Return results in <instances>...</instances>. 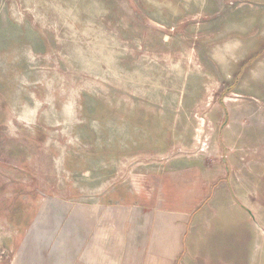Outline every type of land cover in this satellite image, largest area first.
<instances>
[{"label": "rangeland", "instance_id": "rangeland-1", "mask_svg": "<svg viewBox=\"0 0 264 264\" xmlns=\"http://www.w3.org/2000/svg\"><path fill=\"white\" fill-rule=\"evenodd\" d=\"M263 137L264 0H0V264H93L88 203Z\"/></svg>", "mask_w": 264, "mask_h": 264}, {"label": "crops", "instance_id": "crops-1", "mask_svg": "<svg viewBox=\"0 0 264 264\" xmlns=\"http://www.w3.org/2000/svg\"><path fill=\"white\" fill-rule=\"evenodd\" d=\"M260 141L205 145L203 154L133 174L132 191L125 187L133 199L88 203L96 210L87 225L76 219L94 231L91 262L264 264V152L252 151L264 149Z\"/></svg>", "mask_w": 264, "mask_h": 264}]
</instances>
